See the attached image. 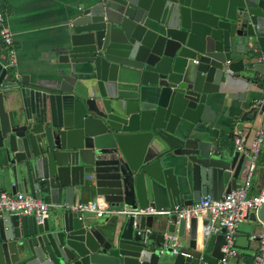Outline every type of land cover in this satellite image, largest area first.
<instances>
[{"label": "water", "instance_id": "obj_1", "mask_svg": "<svg viewBox=\"0 0 264 264\" xmlns=\"http://www.w3.org/2000/svg\"><path fill=\"white\" fill-rule=\"evenodd\" d=\"M89 2L66 19L49 73L17 79L0 64V192L54 207L42 221L0 213V264H216L225 235L207 219L197 250V219L169 217L186 256L160 251L165 233L144 232V217L92 221L62 204L91 191L119 209H166L243 184L249 160L213 129L264 110L238 105L264 67V0ZM248 217L264 226V203Z\"/></svg>", "mask_w": 264, "mask_h": 264}, {"label": "crops", "instance_id": "obj_2", "mask_svg": "<svg viewBox=\"0 0 264 264\" xmlns=\"http://www.w3.org/2000/svg\"><path fill=\"white\" fill-rule=\"evenodd\" d=\"M89 0H0V9L5 14V20L13 34V49L16 53V65L14 68L9 69L11 74L17 76L20 79L22 76L39 75L43 76L49 73V66L52 59L53 50L58 47L63 34L64 24L69 14L74 12L77 7H88ZM5 48L0 42V64L4 68ZM257 63L264 65V52H259L257 55ZM261 73L254 72L252 77L255 83L249 86L247 91H244L241 99L238 102L245 112L248 106L254 107L264 100V67H260ZM221 116V119L216 123V128L213 129V133L218 136L219 141L222 143L221 147L229 148L233 151L236 150V144L233 138V132L236 125L242 124L247 130V137L245 145L249 146L255 131H257L264 119V110L257 112V116L254 122L244 121L240 122L238 117ZM251 116V115H250ZM250 118V117H249ZM239 120V121H238ZM256 125H259L257 128ZM244 129V130H245ZM237 187L241 184V181H237ZM264 189V141L260 148L258 159L253 170L252 182L249 194L257 195ZM22 190L18 189V192ZM212 197V196H211ZM97 197L91 191L79 192L76 191L74 195V203H84ZM213 198V197H212ZM45 203L49 204L47 216L54 210L53 205L48 199H41ZM72 205L69 203H63ZM89 219L96 221L97 218L93 215L87 214ZM145 218V230H150L151 233H165L163 228L170 222L168 216H143ZM105 219H111V217H105ZM122 218L118 219L121 221ZM206 221V217L203 216L197 219V250L202 249L201 233L203 229V223ZM178 223V221H177ZM178 227V224H177ZM253 231L254 235L250 232ZM264 232V226L260 223L254 225L249 217L240 224L237 233L248 234L247 247L235 246L236 256L232 257L228 264H250L253 256L256 253L258 247V241L255 239L258 235ZM165 239L169 235H175L178 237V229L175 233H165ZM180 244L179 250L186 253L193 254L188 247L189 238L186 235L183 239H178ZM245 245V243H244ZM197 264V263H195Z\"/></svg>", "mask_w": 264, "mask_h": 264}, {"label": "built area", "instance_id": "obj_3", "mask_svg": "<svg viewBox=\"0 0 264 264\" xmlns=\"http://www.w3.org/2000/svg\"><path fill=\"white\" fill-rule=\"evenodd\" d=\"M0 42L5 48L6 69H12L16 65V53L13 49V34L6 23L5 14L0 9ZM15 78L17 76L15 75ZM242 124H238L233 132L236 150L243 153L249 160L248 173L243 184L229 193L224 194L220 199L214 200L211 195L201 197L199 201L190 205L176 204L171 208L159 209L148 206L142 209L126 210L111 207L102 198L92 199L84 203L72 204L64 206L73 211L79 212L81 215H93L96 218L102 217H143V216H172L177 221L185 220L187 223L190 219H199L203 216L208 220L209 235H218L224 232L225 243L221 248L222 257L216 264H228L232 257L236 256L235 242L237 239V230L240 224L247 218L250 212L257 213L260 206L264 203V189L257 195H250V187L252 182V174L255 168L260 148L264 141V119L260 128L255 131L249 146L246 142V129ZM49 204L41 199L34 198L29 194L22 192L10 194L8 192H0V213L14 214L18 216H35L39 221L47 217ZM150 230L147 229L146 233ZM258 247L250 264H264V232L257 236ZM180 244L178 237L169 235L160 251L166 249L172 254H177ZM184 255L189 256L188 253Z\"/></svg>", "mask_w": 264, "mask_h": 264}, {"label": "rangeland", "instance_id": "obj_4", "mask_svg": "<svg viewBox=\"0 0 264 264\" xmlns=\"http://www.w3.org/2000/svg\"><path fill=\"white\" fill-rule=\"evenodd\" d=\"M259 125H256L255 127L257 128ZM120 219V218H119Z\"/></svg>", "mask_w": 264, "mask_h": 264}]
</instances>
